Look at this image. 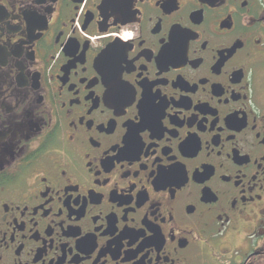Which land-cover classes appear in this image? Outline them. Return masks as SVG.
Returning <instances> with one entry per match:
<instances>
[{
	"label": "flooded vegetation",
	"instance_id": "af4514ba",
	"mask_svg": "<svg viewBox=\"0 0 264 264\" xmlns=\"http://www.w3.org/2000/svg\"><path fill=\"white\" fill-rule=\"evenodd\" d=\"M0 264H264V0H0Z\"/></svg>",
	"mask_w": 264,
	"mask_h": 264
},
{
	"label": "rangeland",
	"instance_id": "374dc122",
	"mask_svg": "<svg viewBox=\"0 0 264 264\" xmlns=\"http://www.w3.org/2000/svg\"><path fill=\"white\" fill-rule=\"evenodd\" d=\"M75 26H76V22H75Z\"/></svg>",
	"mask_w": 264,
	"mask_h": 264
},
{
	"label": "snow or ice",
	"instance_id": "6c2138e0",
	"mask_svg": "<svg viewBox=\"0 0 264 264\" xmlns=\"http://www.w3.org/2000/svg\"><path fill=\"white\" fill-rule=\"evenodd\" d=\"M127 35V34H126Z\"/></svg>",
	"mask_w": 264,
	"mask_h": 264
}]
</instances>
